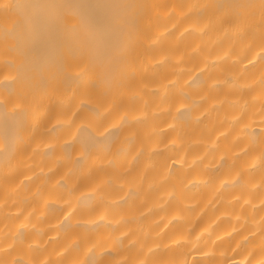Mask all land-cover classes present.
<instances>
[{
  "label": "bare ground",
  "instance_id": "1",
  "mask_svg": "<svg viewBox=\"0 0 264 264\" xmlns=\"http://www.w3.org/2000/svg\"><path fill=\"white\" fill-rule=\"evenodd\" d=\"M0 264H264V0H0Z\"/></svg>",
  "mask_w": 264,
  "mask_h": 264
}]
</instances>
